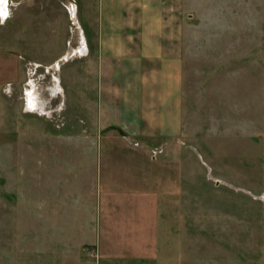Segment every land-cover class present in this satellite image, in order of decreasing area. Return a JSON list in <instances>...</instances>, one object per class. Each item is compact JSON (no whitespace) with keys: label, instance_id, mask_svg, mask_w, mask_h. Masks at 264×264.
<instances>
[{"label":"rangeland","instance_id":"374dc122","mask_svg":"<svg viewBox=\"0 0 264 264\" xmlns=\"http://www.w3.org/2000/svg\"><path fill=\"white\" fill-rule=\"evenodd\" d=\"M208 1L192 4L176 134L162 148L105 122L82 34L94 0H9L0 264H100V249L264 264V0Z\"/></svg>","mask_w":264,"mask_h":264},{"label":"crops","instance_id":"0c3cea01","mask_svg":"<svg viewBox=\"0 0 264 264\" xmlns=\"http://www.w3.org/2000/svg\"><path fill=\"white\" fill-rule=\"evenodd\" d=\"M193 1L209 3L94 0L95 27L82 32L94 73L101 83L105 122L121 127L127 137L138 136L141 142L157 140L152 147L163 148L176 134L183 67L182 55L177 52L184 49L185 27L191 23ZM134 253L121 259L115 254L103 256L100 249L99 262L157 264L156 252Z\"/></svg>","mask_w":264,"mask_h":264},{"label":"bare ground","instance_id":"6f19581e","mask_svg":"<svg viewBox=\"0 0 264 264\" xmlns=\"http://www.w3.org/2000/svg\"><path fill=\"white\" fill-rule=\"evenodd\" d=\"M0 16L2 18H6L8 15H9V0H0ZM60 65V64H59ZM58 65V66H59ZM31 93V91H30ZM29 102H30V106L32 108H35L37 105L35 104V101H34V96L33 94H30V97H29ZM39 106V105H38ZM43 109V108H42Z\"/></svg>","mask_w":264,"mask_h":264},{"label":"water","instance_id":"95a60500","mask_svg":"<svg viewBox=\"0 0 264 264\" xmlns=\"http://www.w3.org/2000/svg\"><path fill=\"white\" fill-rule=\"evenodd\" d=\"M0 13H1V12H0ZM68 59H69V55H66V56H64L62 59H60V60L58 61V63L61 64V63L65 62V61L68 60Z\"/></svg>","mask_w":264,"mask_h":264}]
</instances>
